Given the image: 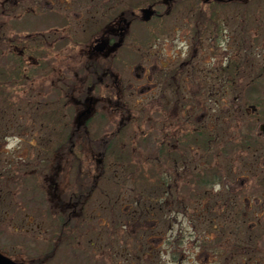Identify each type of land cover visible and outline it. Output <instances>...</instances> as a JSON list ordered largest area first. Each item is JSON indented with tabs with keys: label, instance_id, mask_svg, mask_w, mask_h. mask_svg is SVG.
<instances>
[{
	"label": "flooded vegetation",
	"instance_id": "flooded-vegetation-1",
	"mask_svg": "<svg viewBox=\"0 0 264 264\" xmlns=\"http://www.w3.org/2000/svg\"><path fill=\"white\" fill-rule=\"evenodd\" d=\"M261 16L264 0H0V47H9L12 56L0 58V66L10 65L0 79L22 86L31 105L34 89L45 82V92L69 98L58 159L69 154L74 161L87 156L119 160L125 130L139 129L143 119L150 123L148 114L154 113L158 133H142L141 142L149 137L154 143L155 165L171 160L178 168V161L208 156L210 110L221 107L227 94L253 95L255 83L264 79ZM51 49L73 54L59 64L49 57ZM245 80L251 82L243 89ZM41 143L50 144L48 137ZM95 188L23 187L32 196L10 204L22 217L11 225L13 241L38 237L45 247L38 256L13 245L6 250L0 217V255L14 264H162L161 256L168 254L164 264H176L177 242L186 243L193 234L178 230L181 235H175L172 224H178L179 215L191 224L194 203L146 202L141 193L143 201L135 205H97L90 200ZM165 188L158 185L154 191ZM40 191L42 200L34 201ZM170 193L176 194L172 188ZM220 229L214 227V235L207 228L201 235L199 248L208 264L225 259ZM186 255L184 250L181 257Z\"/></svg>",
	"mask_w": 264,
	"mask_h": 264
},
{
	"label": "rangeland",
	"instance_id": "rangeland-1",
	"mask_svg": "<svg viewBox=\"0 0 264 264\" xmlns=\"http://www.w3.org/2000/svg\"><path fill=\"white\" fill-rule=\"evenodd\" d=\"M261 17L264 20V17ZM51 53L50 57L56 59V63L60 64L62 57L69 52L64 50L52 52L51 50ZM70 53L73 54V51L70 50ZM40 76H43V71H40ZM50 80L51 76L46 81ZM250 82L245 80L241 86H247ZM63 84L61 82L60 87H63ZM228 84L233 89L236 86L233 81L228 82ZM36 85L41 86L42 84L36 83ZM48 86L49 83L45 82L41 91L48 89ZM4 88L0 93V134L3 132L0 137V190L2 188L6 190L0 193V197L4 196V199L0 200V217L3 219L1 225L5 229L4 234H6L4 236L6 250L9 251L8 247L13 245L18 251L30 250L33 255L38 256L41 255L38 253L40 251L42 253L45 247L43 240L38 237H33L34 241L31 242L19 238L17 241H13L15 240V233H13L11 225L12 227L17 225L18 220L22 217L14 212L15 207L9 206L10 199L7 197V186L11 185L9 187L11 189V202L20 203L19 196L15 201L14 192H20L24 186L33 185L44 188L87 185L96 187L90 200L97 205H104V203L112 201L119 202L116 207L124 204L123 202H130L135 205L137 201H143V195H146V202L157 200L158 202L168 201V203H194L191 224L186 226V221L182 215L178 216V224H172L174 232L171 233L175 235L184 234L185 230L193 234L192 240H187L186 243L177 242L181 246H177V253H175L176 264L181 260V264H192V260L193 264H208L205 253L202 254L199 248L203 243L201 242V235L206 233L205 229L208 224H213L216 228L219 227L218 225L221 226L219 234H225V243L229 247L226 249V256H231L233 251V256L242 258H231L227 261L226 257L225 259L221 257L217 258L216 261H221V264H264V137L257 135L259 125L264 122V106L257 114H251L250 106L246 107L249 104L256 105L252 101L264 98V95L260 97V94L256 95L251 97L252 101H249L248 96L243 95V97L237 98L234 94H227L225 103L221 102V107L214 108V111L210 110L207 118L212 134L208 156L188 164L178 161V168H175L171 160L162 161L159 165H155L156 148L154 143L149 139L141 142L140 135L142 133L148 132L153 136L154 133H158L155 128H159L160 125L153 119L150 123H146L145 119L142 124L138 123L139 129L131 128L128 130V127L125 130L122 140L125 144L123 153L127 156L124 157L126 159L124 161L122 159L119 162L113 161L114 159L106 158V156L96 159L87 156L84 160L74 161L69 154L66 155V160L57 159L58 154H54V156L48 154L50 159L47 160L42 146L44 144H36L37 132L40 138L46 135L44 131L39 130L38 115L36 113L31 114L33 124L36 126L32 131H29V129H25V126L29 127L25 120V112L19 114L20 117L17 121L13 114L6 113V111L8 112V109L5 108L7 101H14V108L16 109L20 103L26 102L27 92L22 86L16 88L15 85H12L4 86ZM63 90H66V87ZM9 95L11 96L8 97ZM59 97L58 103L61 108L60 113L55 115L54 122L59 123L61 116L63 117L62 122L65 123L69 120V116L66 115L68 112L66 107H70L69 98L61 95ZM56 98L58 96H55ZM259 102L264 103V100H259ZM45 108L46 106H43L40 110H33L44 111ZM54 111L49 110V112ZM64 114L66 118H64ZM150 116L153 117V114ZM39 119L43 121L42 117ZM136 122H138L137 119ZM6 128L8 129L7 133L4 130ZM51 132L46 136H50ZM53 132L57 137V131ZM4 133L5 135L2 136ZM34 135L36 136L34 137ZM55 137H53L55 144L49 146L50 151L56 149L58 140ZM20 139L23 142H20ZM130 162L132 169L130 170L128 167L125 170V177L127 178L129 175L126 179L123 177L125 172H120V170L130 166ZM140 168L146 174L145 176H141ZM112 172H116V178L113 177ZM111 175L112 178H110ZM27 178L28 182L25 185L24 182ZM158 185L166 187V191L164 189L160 193L157 190L154 191V187H158ZM141 186H148V188L143 190ZM198 186H202L200 191ZM170 188L176 194L170 193ZM189 188L192 189V194H188ZM40 192L39 194L43 198V192ZM141 193L142 196L139 197ZM224 203L227 204V207L222 210L219 206ZM115 214H117L116 211ZM12 216L14 217L13 221H11ZM37 217L35 220L38 223L37 219H41V217ZM102 217L107 218L105 214ZM120 217L123 216L120 215ZM183 220L184 222L180 224ZM252 223L256 224L254 229ZM178 230H182V232L178 233ZM211 233L218 234L217 231L212 232V229ZM256 234L257 238L255 239ZM214 239H217V236ZM237 239L241 240L238 241V244L235 242ZM177 243L173 241L174 245ZM238 245L241 248L245 246L244 253L235 252L234 248ZM184 250L187 255L181 257ZM249 256H254V262L251 263ZM161 257L162 264L165 263V260L171 259L168 254H163Z\"/></svg>",
	"mask_w": 264,
	"mask_h": 264
},
{
	"label": "trees",
	"instance_id": "trees-1",
	"mask_svg": "<svg viewBox=\"0 0 264 264\" xmlns=\"http://www.w3.org/2000/svg\"><path fill=\"white\" fill-rule=\"evenodd\" d=\"M258 83H259V85L260 86H262V87H258V89L260 90V89H264V79L263 80H260V81H258ZM264 100V98H261L260 100ZM258 100V99H257ZM50 103L51 104H55L54 102H52L51 101V98H50ZM258 106H260L261 108L264 106V103L263 102H260L259 103V105ZM211 132V130H209L208 131V133H207V138H208V143L210 144L211 142H212V134L210 133ZM211 145V144H210ZM10 179V178H9ZM28 182V178L26 179V181L24 182L25 183V185H26V183ZM11 183V182H10ZM8 188H7V190H8V192H7V197H8V199H10V194H11V189L9 188V187H11V185L10 186H7ZM27 187V186H26ZM6 188V187H5ZM18 188H20L19 186H18ZM4 190H6V189H3V191ZM17 193H23V196H26L27 195V193L24 191V190H20V192L18 191ZM4 197V196H3ZM3 197H0V200L2 201V199H4ZM5 199H7V198H5ZM245 248V246H243L242 248L241 247H239V245L238 246H236V249H241V250H243Z\"/></svg>",
	"mask_w": 264,
	"mask_h": 264
},
{
	"label": "water",
	"instance_id": "water-1",
	"mask_svg": "<svg viewBox=\"0 0 264 264\" xmlns=\"http://www.w3.org/2000/svg\"><path fill=\"white\" fill-rule=\"evenodd\" d=\"M261 130L264 132V126H261ZM7 260H4L1 256H0V264H6ZM11 264V263H10Z\"/></svg>",
	"mask_w": 264,
	"mask_h": 264
},
{
	"label": "bare ground",
	"instance_id": "bare-ground-1",
	"mask_svg": "<svg viewBox=\"0 0 264 264\" xmlns=\"http://www.w3.org/2000/svg\"><path fill=\"white\" fill-rule=\"evenodd\" d=\"M124 159H125V158H122V161H124ZM125 160H126V159H125ZM124 163H126V162H124ZM131 164H132V163L130 162V163H129V165H130V169H132V165H131Z\"/></svg>",
	"mask_w": 264,
	"mask_h": 264
}]
</instances>
